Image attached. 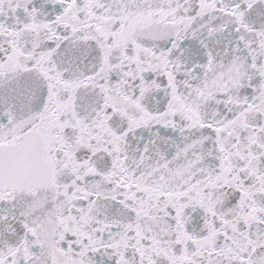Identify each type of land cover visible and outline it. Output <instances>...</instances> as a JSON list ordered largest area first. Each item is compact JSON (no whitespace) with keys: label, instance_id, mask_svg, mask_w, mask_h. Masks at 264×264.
<instances>
[{"label":"snow or ice","instance_id":"6c2138e0","mask_svg":"<svg viewBox=\"0 0 264 264\" xmlns=\"http://www.w3.org/2000/svg\"><path fill=\"white\" fill-rule=\"evenodd\" d=\"M0 264H264V0H0Z\"/></svg>","mask_w":264,"mask_h":264}]
</instances>
